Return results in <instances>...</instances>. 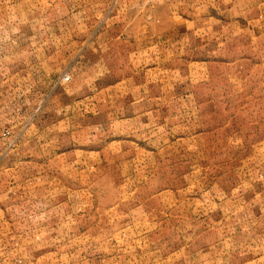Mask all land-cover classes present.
<instances>
[{
	"label": "rangeland",
	"instance_id": "rangeland-1",
	"mask_svg": "<svg viewBox=\"0 0 264 264\" xmlns=\"http://www.w3.org/2000/svg\"><path fill=\"white\" fill-rule=\"evenodd\" d=\"M158 1L0 0V264H264V46Z\"/></svg>",
	"mask_w": 264,
	"mask_h": 264
},
{
	"label": "crops",
	"instance_id": "crops-1",
	"mask_svg": "<svg viewBox=\"0 0 264 264\" xmlns=\"http://www.w3.org/2000/svg\"><path fill=\"white\" fill-rule=\"evenodd\" d=\"M158 2L164 3L174 19L173 22L162 20L159 28L163 32L182 30L187 24L189 30L212 29V25L209 24L207 27L206 23L203 28L198 26L197 16L219 15L216 19L220 21L221 30H235L238 38L241 37V33L243 37L252 36L254 42L258 40L261 46H264V0H159ZM184 14L189 17H183ZM180 19H185L182 25L178 23ZM255 60L260 61V58Z\"/></svg>",
	"mask_w": 264,
	"mask_h": 264
}]
</instances>
